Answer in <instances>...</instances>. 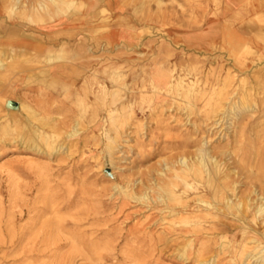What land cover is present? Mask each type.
I'll use <instances>...</instances> for the list:
<instances>
[{
  "label": "rangeland",
  "instance_id": "374dc122",
  "mask_svg": "<svg viewBox=\"0 0 264 264\" xmlns=\"http://www.w3.org/2000/svg\"><path fill=\"white\" fill-rule=\"evenodd\" d=\"M12 1L0 0V48L6 52L5 58L1 56L4 63L8 65L13 60L17 66L9 67L6 83L10 93L0 94V101L6 98L15 106L21 100L51 104L60 110L59 114H52L54 117L68 118L64 128L68 132L73 121L82 114L76 91L82 90L95 70H100L102 82L109 91L120 90L117 111L122 105H129L132 110L111 155L106 149L104 133L111 137L115 134L109 131L106 109L100 111L94 123L79 120L85 130L73 138L62 135L57 142L63 145L62 152L49 157L28 151L17 143H6L0 149V238L7 234L10 217L16 229L29 226L39 217L38 225L51 223L54 233L66 242L57 251L39 253L27 252L30 247L27 243L12 249L2 243L0 264H51L52 254H72V264H198L196 256L201 243H206L207 247L203 257L212 256L210 264L212 259L215 264L219 258V264H233L231 254H218L220 243L226 240L221 238L222 234H214V220H202L195 247L187 246L193 236L180 229V216H169L165 205L153 202L152 198V202L146 204L121 191L132 187L131 191L137 193L136 186L141 179H148L147 187H153L159 176L155 171L151 175L148 172L162 170L172 156L180 153L175 141L191 136L201 143L206 142L210 150L217 146L222 149L230 136L239 131V125L234 123L233 126L234 120L229 118L224 121L218 117L212 119L216 125L205 120L208 95L198 101V115L192 113L189 117L185 110L176 109V105L183 106L184 101L175 90L167 94L162 90L164 95L155 98L151 76L158 70L171 75V84L172 75L182 76L185 83L197 82L195 88L201 93L223 89L227 98L224 103L238 102L240 97L247 96L254 105L244 121L249 124L246 131L260 130L264 124V113L259 111L264 108V0H143L144 3L141 0H114L111 7L104 6L107 9L104 14L87 20L83 34L70 41L73 47L76 43L83 44L86 50L81 52V57L60 64V70L55 63L49 71L46 77L49 83L54 82L57 88L66 86L67 90L60 96L32 93V89H44L49 84L35 77L44 65L37 59L42 60L50 46L45 34L18 26L24 21L4 22L6 13L2 7ZM197 5L201 8L199 14ZM79 15L86 18L87 10ZM203 15L210 19L207 24L216 21L213 28L229 31L233 38L245 42L239 45L238 41L223 40L222 35L210 33L205 38L198 36L207 28V24L199 20ZM9 27H17L20 33L33 35L36 39L16 38L8 42L3 30ZM98 29L107 32L101 35ZM111 32L122 35L109 40ZM28 42L39 47L28 46ZM59 47L60 44L52 46L56 50ZM62 70L65 73L60 75ZM113 72L121 75L118 83L109 79ZM1 73L0 81L4 77ZM29 75L35 76L30 79ZM93 89L98 88L94 85ZM194 121L201 124L198 135L191 132ZM194 148L188 147L186 153L191 154ZM222 161H225L223 170H227L226 166L227 171L233 169L229 157ZM128 182L132 184L127 189ZM146 192L150 197L157 196L151 190ZM210 192V189L200 188L183 198L190 201V210L205 214L204 206L196 207L198 203L193 199L199 196L210 199ZM211 212L215 215V209ZM223 219L231 230L224 236L230 242L238 243L247 225L240 224L232 215ZM182 252L184 259L179 257ZM25 257L28 259H23Z\"/></svg>",
  "mask_w": 264,
  "mask_h": 264
},
{
  "label": "bare ground",
  "instance_id": "6f19581e",
  "mask_svg": "<svg viewBox=\"0 0 264 264\" xmlns=\"http://www.w3.org/2000/svg\"><path fill=\"white\" fill-rule=\"evenodd\" d=\"M141 1L144 3L143 0ZM157 2L158 4L161 3V1ZM113 3L114 0H24V2L13 0L2 7V11L6 13L4 19L5 23L22 20L24 22L20 24L17 22L19 27H27L31 31L46 35L45 40L50 48L46 51L42 60L37 59V61L43 62L44 65L41 67L42 69L40 68L41 70H39V74L37 73L35 79L40 78L43 82L49 83L46 77L49 76V71L53 69L55 63H58L56 64V68L60 70L62 69V65L60 64L64 65L66 61L81 57V52L86 50L83 44L76 43L73 47L70 41L75 40L78 36L83 34L82 31L85 30L84 27L87 24V20L104 14L107 10L104 6L111 7L114 5ZM200 9L201 8L198 9V14L201 11ZM85 10H87L86 18L79 15L80 13L83 14ZM203 18L204 20H202ZM202 19L200 18L199 20L204 24H207V21L210 20L208 16L206 17L204 15ZM215 22L216 21L211 20L210 23L207 24L206 30L201 31L198 36L205 38L209 33V35L212 36L222 35L223 40L238 41L239 45L244 41V39L241 38H233V35L229 31L222 32L216 29L217 27L213 28ZM182 25L184 26V24ZM98 30H100L101 35H105L107 32L105 29ZM94 33L96 32L94 31ZM120 33L121 32H111L108 39H117L122 35ZM3 35L8 42L16 38L26 39L24 41H27V39H36L33 35H26L23 32L20 33L17 27H9L3 30ZM59 44L60 47L57 50L52 48V46H58ZM26 45H33L34 48L39 47L38 44L36 45V43L33 42H28ZM4 50L5 49L0 48V72H2L1 74L4 76H2V81H0V94L3 96L10 93L8 92L10 90V88H8L9 84L6 83V80L9 78L7 75L10 71L9 67L16 65L13 63L12 59L8 65L4 63V58L6 57V52ZM1 56H4V58ZM7 56H9V54H7ZM23 60L20 62H24ZM46 67V70L43 69ZM63 73H65L64 70L60 72V75ZM77 73L79 72L75 74ZM101 74L100 70H95L89 77L88 82L86 81V83H84L82 90L76 91L77 104L81 106L82 114L80 115L78 112L80 118L73 121L74 125L70 126V131L68 132L64 129L68 118L65 116L64 120L60 117H54L52 114H59L60 110L51 104H41L34 100H30L29 102L21 100L15 110V108L8 105V100L6 98L1 100L0 149H2L6 143H17V145L22 146L28 151L49 157L63 150V145L57 143L62 135L66 138H73L80 135V132L85 130V127L79 120H86L87 123H94L97 121L100 111L106 109L108 112L107 121L111 128L109 131L112 130L115 134V136L111 137L109 133H104L107 138L106 149L109 155H111L116 147L118 139L121 138L123 133L122 128H125L124 125L131 116L132 107L129 105H122L121 110L117 111V102L121 100L120 90L116 88L109 91L107 86L103 84L104 81L102 82L103 77ZM168 75L169 74L158 70L151 76V86L156 94L155 98L160 99L161 96L164 95L162 94V90H165L166 94L171 90H175L174 92L176 95L181 97L180 99L184 101L183 106L177 104L176 109L180 112L185 110V114L189 117L192 113L198 115L200 112L199 107H197L198 101L208 95L205 105V120L211 121L218 117V120L222 119L224 121L229 118L234 120L233 126L234 123L239 125V131H235V133L230 136L231 139L224 145V149H220V147L217 146L210 150L206 142L201 143L197 139H192L191 136L175 141V147L180 153L176 156H172L170 161L165 164L162 169L163 171L153 170L148 172L149 175L154 171L158 173L159 180L153 182V187H147L148 179H146V181L141 179L136 186L138 187L137 193L131 191L132 187L128 191L125 190L121 192L131 199L146 204H150L152 202L150 199L152 198L153 202L165 205V209L168 210L169 216H180L178 220V223L181 225L180 229L184 231L187 230L189 235L193 236V239L188 240L187 246L192 247V245H194L195 247L196 240L200 235V229H202V220L210 218L214 220L212 224L214 234H222L223 236L221 238L226 240L220 243L218 254H231L233 264H264V246H261L264 242V124L261 125L260 130H252L253 132L249 131L248 133L246 130L249 124H247V122L244 123L248 116H250L248 112L249 109H252L254 103H250L247 96L240 97L238 102L224 103L223 101L227 98L224 96L225 93H223V89L218 90L213 88L214 90L210 94L201 93V90L195 88L197 82L185 83L182 76L173 77L172 75L171 84V75ZM34 76L35 75H29V78L31 79ZM109 79L114 83H118V81L121 80V75L117 72H113L109 76ZM225 84L226 86L228 85L227 82ZM94 85L98 88L96 91L93 89ZM46 86L47 87L44 89L35 88L31 91L40 96L46 94L60 96L61 92L67 90L66 86L57 88L54 86V82ZM47 89L48 91H44ZM259 111L260 113H264V108H261ZM195 121L192 124L193 128L191 132L192 134L198 135L197 133L201 132V124ZM211 123L212 125L217 124L215 121H211ZM191 146L195 148L191 154H187L186 150ZM228 157L233 166L231 171H227V166V170H223L224 165L222 167V163L225 162L222 161V159ZM13 170L16 171L15 168ZM131 184L132 183L128 182L126 188L128 189ZM242 187L243 189L240 190ZM200 188L211 190L210 199L200 196L193 199L194 202L198 203L196 207L199 206L201 208L204 206L203 209L206 211L205 214H197V210L195 209L190 210V201H186L183 198V196L188 197L191 191H197ZM146 189L155 192L157 196L150 197ZM216 204H221V206L219 207ZM214 209L215 215L211 212V210ZM180 213H186L187 215L181 217ZM226 215H232L240 224L247 225V228H243L241 239L238 243L235 241L230 242L228 237L224 236V234L231 231L230 226H227L223 219ZM38 223L39 217H37L36 222L33 221L29 226L16 229L13 224V219L10 217L7 234H4V237L0 238V244H7L9 245L8 248L12 249L23 243H27L30 245L27 249L29 253H39L46 250L57 251L66 245V242H63L64 239L54 233L55 228L51 223H45L44 226L42 224L38 225ZM261 228L263 230L259 231ZM234 238H236V236H234ZM206 249V243H201L196 256L198 264H210L212 256L203 257L202 254L207 251ZM52 255L53 260L51 264H72V254ZM32 257L33 256H30L29 258ZM179 257L184 259V252H182ZM23 259L28 258L25 257ZM220 260V258L217 259L215 264H219ZM213 261L214 259H212V264Z\"/></svg>",
  "mask_w": 264,
  "mask_h": 264
},
{
  "label": "water",
  "instance_id": "95a60500",
  "mask_svg": "<svg viewBox=\"0 0 264 264\" xmlns=\"http://www.w3.org/2000/svg\"><path fill=\"white\" fill-rule=\"evenodd\" d=\"M7 103H8L9 106H11V107H13V108H15V109H17V107H18V106H15V105L13 104V102L10 101V100H8Z\"/></svg>",
  "mask_w": 264,
  "mask_h": 264
}]
</instances>
